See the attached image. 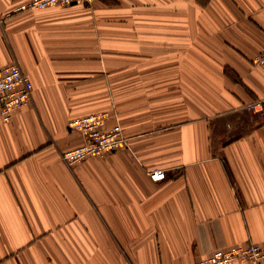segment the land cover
Segmentation results:
<instances>
[{"label":"crops","instance_id":"crops-1","mask_svg":"<svg viewBox=\"0 0 264 264\" xmlns=\"http://www.w3.org/2000/svg\"><path fill=\"white\" fill-rule=\"evenodd\" d=\"M28 1L0 0V69L33 83L0 114V264H196L263 244L264 112L248 105L264 100V0ZM102 111L128 145L69 166L85 140L70 119Z\"/></svg>","mask_w":264,"mask_h":264},{"label":"built area","instance_id":"built-area-1","mask_svg":"<svg viewBox=\"0 0 264 264\" xmlns=\"http://www.w3.org/2000/svg\"><path fill=\"white\" fill-rule=\"evenodd\" d=\"M97 0H29L17 9H45L51 6L84 3L90 5ZM254 64L264 71V48L254 58ZM33 83L17 62L0 69V114L4 121L12 119L14 111L32 99ZM249 109L264 112V100L250 103ZM110 114L106 111L73 117L69 127L80 131L84 142L74 148L64 150L63 160L72 166L75 163L93 155L110 154L117 151L122 145H128L129 138L124 135L120 123L108 128ZM154 181L166 178V171L162 168L149 170ZM264 259V243H249L228 248H216L209 255L199 259L196 264H227L233 261Z\"/></svg>","mask_w":264,"mask_h":264}]
</instances>
